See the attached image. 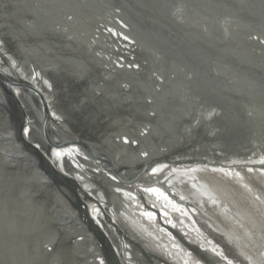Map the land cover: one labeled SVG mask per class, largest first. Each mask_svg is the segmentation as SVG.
Returning a JSON list of instances; mask_svg holds the SVG:
<instances>
[{
  "label": "bare ground",
  "instance_id": "bare-ground-1",
  "mask_svg": "<svg viewBox=\"0 0 264 264\" xmlns=\"http://www.w3.org/2000/svg\"><path fill=\"white\" fill-rule=\"evenodd\" d=\"M50 1L23 0L20 17L6 13L1 19L5 18L6 26L14 23L34 30L35 37L55 34L57 46L52 51L65 46L89 68L102 64L101 51L96 50L95 57L91 47H96L94 33L101 31L105 21L120 23L135 44L133 62L127 63L131 73H116L114 78L104 74V81L93 84L99 92L64 77L67 68L52 57L54 53L28 49L37 63L50 70L55 82L60 76L56 86L62 102H51V111L81 137L126 165L136 163L142 152L186 154L198 146L208 148L212 156L264 157V0ZM35 17L38 21L32 23ZM21 66L27 69L28 62ZM24 70L23 74L28 73ZM47 97L51 99L48 93ZM0 102L9 105L1 90ZM3 117L0 111V135L9 128ZM80 122L87 127L83 131ZM24 129L32 139L36 137V128L35 132L27 126ZM49 129L56 140L64 137L60 130ZM134 137L132 144L129 140ZM36 138L44 152L55 153L61 164H67L69 169L63 166L66 173L91 198L111 208L113 222L100 215L92 201L86 202L109 241L93 220L77 214L72 192L70 201L51 182H45L48 178L29 167L30 161L19 159L24 155H14L0 160L11 166H0V264H264V210L260 208L264 186L253 188L241 181L243 186L237 188L208 177L213 192L205 195L195 189L192 196L199 201L214 196L210 203L215 206H202L198 214L197 207L171 197L173 193L181 200L187 197L181 190L186 186L177 185L173 178L166 182L176 173L183 178L195 176L196 170L156 167L137 184L117 188L108 183L112 177L89 161L81 148L73 150L76 163L93 168L87 169L93 176L82 174L70 162L67 157L73 152L56 153ZM7 142L19 145L0 136V150ZM129 174L125 177L131 181L136 173ZM219 200L234 205L231 211L238 217L223 210L225 204L220 207ZM248 215L255 217L256 229L242 233L238 229L246 226ZM203 217L209 221L204 225L196 220ZM205 224L212 228L208 230ZM130 245L133 252L128 250Z\"/></svg>",
  "mask_w": 264,
  "mask_h": 264
},
{
  "label": "water",
  "instance_id": "water-1",
  "mask_svg": "<svg viewBox=\"0 0 264 264\" xmlns=\"http://www.w3.org/2000/svg\"><path fill=\"white\" fill-rule=\"evenodd\" d=\"M52 1L54 0H51L50 3H52ZM20 6H25L23 0H0V8L2 9V13L0 12V90L3 93L5 92V96L8 97L9 104L7 107L0 102V111L4 116L3 122L7 123L6 125L9 127L6 128L4 130L5 133L0 136L7 141H13L16 144H19L13 146L8 142L6 144L4 143L2 150H0V160L2 161L5 160V158H13L14 155H24L19 157V159L21 161H30L31 164L29 167H33L35 171L44 178H48L49 180L45 182H51L54 187L57 188L61 194L65 195L66 198L68 197L67 199L70 201L72 199L69 195L71 194L70 192H72L73 202L78 206L77 214L81 215L84 213L88 221L93 220L97 227L103 230L106 243L109 241L106 229L102 227L97 220V217L90 214V211L86 206V202L87 200L92 201L96 207L98 206V213L113 222L111 208L101 205L100 200L91 198L89 193H86L87 190L82 189L83 187L81 184L73 180V178L66 173L63 168L64 165L58 161L56 156H54L55 153H49L47 151L44 152L42 148H40L37 138L33 137L32 139L26 134L24 129L26 126L31 129H33V127L36 128L39 138L43 140L48 147L55 149L57 151H55L56 153L60 154L63 149H67L69 152L74 153V149L78 147L81 148L89 161L95 163V165L99 166L102 170H105L108 175L112 177L113 181H109L108 183L117 188H122L120 185L125 186L129 184H137L142 177L149 174V172L156 167L178 168L182 169L181 172L196 170L201 174L200 176L198 175L201 180L206 181V179H202L205 177L203 175H206L210 179L219 178L229 182L237 188L243 186L241 181H247L253 188H257L259 184L264 186V157H230L224 153H220L218 156H212L208 148L198 146L186 154H176L168 151L157 153H150L147 151L142 152L141 156L137 158L136 163L126 165L127 163L122 160L119 162L115 157L109 156L107 152L101 150V148L95 146L89 140L81 137L73 128L65 125L62 120H59L55 112L53 113L51 111V102H62V98L56 86L60 83V76H58L59 79L55 82L52 78L53 76L50 75V70H45L41 64L37 63L38 61L33 55L29 54L28 49L42 54H47V50L49 51L48 53H54V56L52 57L62 64L64 70H66L65 67L67 68V74L64 77L68 80L70 78L77 81V83L79 82L83 84L87 89H90L91 92H99L96 90V87H93V84L99 83L98 80L100 79H103L104 81L106 78L105 75L110 78H114L116 77V73H118V75L120 73H131L130 71L132 69L127 66V63L130 61L133 62L131 54L134 50L135 44L128 36L127 32H125V28L121 27L120 23L116 20H109L108 22L105 21V26L101 27V31L98 34L95 32L94 36L92 35L93 38L98 41L95 45L97 48H94V46L91 47V52L95 57L98 56L97 52L101 51L100 53L103 55V58L100 61L102 64L98 65V63H96L97 65H95L93 63V67L89 68L80 61V58L73 56L70 50L65 46H59L56 51L53 52L52 47L57 46L56 41L54 40L55 34H48V38L43 39L39 36L35 37L33 35L34 30H29V28L23 29L22 25H13L14 23H12V25L6 26L4 22L5 18L1 19L3 15L6 16L5 14L8 13V16H12L11 18L20 17L22 14V10L19 8ZM31 21L32 23H36L38 19L35 17ZM111 27L115 30L111 31ZM86 42L90 49L91 40ZM24 62H28V68H19L22 67L21 64ZM23 70L28 73L23 74ZM45 73H48L49 76ZM61 87L63 90L66 89L63 84ZM47 93L51 99H48ZM100 93L106 94L104 89H101ZM1 106H4V108ZM82 118L84 119V117ZM82 122L84 123L85 121L82 120ZM82 122L79 123L80 131L81 129L83 131L87 128L84 125L85 123L83 124ZM49 127L55 129V131L60 130V134L64 137L60 138V141L56 140V138H59L52 134ZM33 131L35 132L34 129ZM129 141L134 144L133 142L135 141V137L130 138ZM46 153L49 156L55 157L57 161L53 162V160H50L49 157L45 155ZM64 156V158L67 157V155ZM75 156L76 154L74 153V155L68 156L67 158L70 162L76 163L77 159ZM76 164L79 169H82V174L88 175L89 177L90 175L93 176V174L87 171L89 167L85 165L84 168L81 164ZM0 166L6 167L7 169L11 167L10 165H4L3 162L0 163ZM89 169L93 171V168ZM134 172L136 173V176L135 178H133L134 176H131V181L125 177L129 173L135 174ZM98 173L101 174L97 171V174ZM198 176L195 175L194 177L191 176L188 179H184L182 174L176 173L172 177L167 178L166 182H170V179L173 178V181L176 182L177 185L186 186L187 191H189L188 188L192 190L195 186L200 185L199 181H197L196 184L194 183V180L199 179ZM173 181L172 183H174ZM263 191L264 188L260 191V198L264 197L262 196L264 195ZM128 192L130 193L129 190ZM128 192L127 194L129 195ZM129 196L132 197L131 195ZM171 197L182 203L184 201L185 203L183 204L187 206H191L193 208L197 207L198 214L202 213V206H207V208L215 206L214 203H210L214 200V196H212L213 198L211 199L207 196H203V201H199L193 196H189L190 199L187 198L188 196H185L181 200L174 193ZM255 198L260 200V198L256 196ZM219 201L221 203L220 207L225 204L223 210L230 211L234 218L238 217L235 210L234 214H232L231 210L234 208V205L230 202L223 203V200ZM227 204L231 207L226 206ZM252 205L251 210L256 212V204ZM258 206H260V204ZM220 207H218V211H221ZM260 208L261 210H264V206H261ZM218 211H216V214H218ZM121 217L122 221H119L120 224H123L124 218L122 215ZM196 220L199 223H202V225H204L203 223L205 222H209L204 217ZM205 227L209 230L212 228V225L209 227L205 224ZM210 233H213V231L210 230ZM213 235L217 237L215 233H213ZM222 246L226 248L228 252L231 251L226 244L222 243Z\"/></svg>",
  "mask_w": 264,
  "mask_h": 264
},
{
  "label": "rangeland",
  "instance_id": "rangeland-1",
  "mask_svg": "<svg viewBox=\"0 0 264 264\" xmlns=\"http://www.w3.org/2000/svg\"><path fill=\"white\" fill-rule=\"evenodd\" d=\"M31 132V131H30ZM36 133V135H34V136H38V133L37 132H35ZM29 136H30V134H29ZM32 137V136H31ZM43 141V140H42ZM44 142V141H43ZM66 166V168L67 169H69V167L67 166V164L66 165H64V167ZM72 167V166H71ZM72 169V168H71ZM194 175H201L200 173H198L197 171H196V173L194 174ZM199 176H198V178H199ZM203 176H205V175H203ZM191 177V176H190ZM190 177H185L184 179H188V178H190ZM194 177V176H193ZM208 177L207 176H205V177H203L202 179H206V181L205 180H201V178H199L198 180H194V183L196 184V182L197 181H199L200 182V185H197V186H195L192 190H189V191H187V189L185 188H182L181 190L183 191V192H185L188 196H192L193 194H194V192L196 193V191L197 192H201L202 194H205L206 195V193L207 192H213V191H210L209 190V186H211L213 183L211 182V181H209L210 179H207ZM201 181H204L205 183H207L206 185L204 184V183H202ZM84 182H88V183H90V181L88 180L87 181V179H84ZM193 183V184H194ZM198 188V189H197ZM195 189H196V191H195ZM199 189H201V190H199ZM102 191H105L104 189L102 190ZM194 191V192H193ZM155 194L157 195V194H159L158 192H156L155 191ZM107 195V194H106ZM144 199H147L146 197H144ZM120 203H122L121 201H120ZM207 213H209V216L212 214V215H214L213 213H211V211H208ZM125 216H126V220L128 221L129 219H130V217H129V215H126L125 214ZM212 217H214V218H211L212 220H214V221H217L216 220V216L214 215V216H212ZM248 217V218H247ZM247 220V221H246ZM254 220H255V217L253 216V215H248V216H246V219H245V221H246V226H243L242 228L240 227V229H238V230H240V232H245V230L247 229H250V230H252L253 232H254V230L256 229V226H253V225H257L255 222H256V220H255V222H254ZM249 221V222H248ZM135 222V221H134ZM247 222H248V224H247ZM253 222H254V224H253ZM81 226H83L82 224H80ZM136 226H137V224H136ZM141 229H142V227H140ZM139 228V229H140ZM143 230V229H142ZM242 230V231H241ZM244 230V231H243ZM138 230H135V233L137 234V236L139 237V238H141V239H143V240H145L144 239V236L142 235L143 233H141L140 234V232H137ZM141 231V230H140ZM112 237V236H111ZM154 246V245H153ZM152 246V247H153ZM129 248H128V250L130 249V248H133L132 247V245H130V246H128ZM118 248V247H117ZM157 248V247H156ZM129 251H132L133 252V250H129ZM158 253V252H157Z\"/></svg>",
  "mask_w": 264,
  "mask_h": 264
}]
</instances>
